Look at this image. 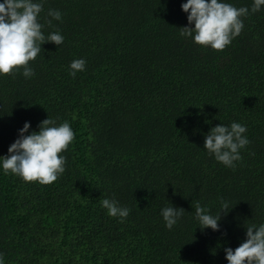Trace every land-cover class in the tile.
<instances>
[{
    "label": "trees",
    "instance_id": "16d2710c",
    "mask_svg": "<svg viewBox=\"0 0 264 264\" xmlns=\"http://www.w3.org/2000/svg\"><path fill=\"white\" fill-rule=\"evenodd\" d=\"M186 0H47L36 75L0 76V156L25 121L49 116L75 132L66 171L51 184L0 170V253L5 264H228L225 249L264 223V10L244 18L231 45L213 50L181 38ZM251 9L253 0H228ZM49 8L63 22L46 24ZM194 26V25H192ZM86 58L72 76L73 59ZM247 126L251 141L228 168L203 148L211 127ZM131 209L120 222L101 200ZM221 228L201 230L199 202ZM183 207L169 230L160 210Z\"/></svg>",
    "mask_w": 264,
    "mask_h": 264
},
{
    "label": "clouds",
    "instance_id": "9594fccd",
    "mask_svg": "<svg viewBox=\"0 0 264 264\" xmlns=\"http://www.w3.org/2000/svg\"><path fill=\"white\" fill-rule=\"evenodd\" d=\"M47 0H0V76H15L22 69L25 79L36 73L31 62L41 53L44 44L54 42L58 49L65 37L59 30L45 32L41 14ZM182 10L187 14L188 26L180 27L181 38L213 50H224L231 45L245 27L244 18L264 10V0H253L251 9L237 7L228 0H186ZM53 21L63 22L59 9L49 8L46 24L55 28ZM194 25V26H192ZM86 58L73 59L69 65L72 76L85 71ZM31 121H25L18 130L17 139L9 146L8 154L0 156V170L4 175L14 174L24 182H38L46 185L55 182L67 166L66 153L75 139L70 123L57 121L50 116L40 122L38 130H32ZM247 126L232 121L220 123L210 128L205 135L203 148L209 156L225 167L235 168L242 159L241 149L250 144L245 135ZM106 214L123 222L131 209L115 198L106 197L100 202ZM234 206L224 198L219 201L218 214H213L207 205L197 202L195 220L201 230L211 228L219 231L220 221ZM185 209L172 205L160 210L165 226L171 230L183 218ZM228 264H264V223L246 224V239L235 249H225ZM0 264H5V256L0 253Z\"/></svg>",
    "mask_w": 264,
    "mask_h": 264
}]
</instances>
